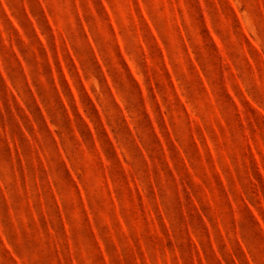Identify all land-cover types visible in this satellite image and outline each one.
Here are the masks:
<instances>
[{
  "label": "rangeland",
  "instance_id": "rangeland-1",
  "mask_svg": "<svg viewBox=\"0 0 264 264\" xmlns=\"http://www.w3.org/2000/svg\"><path fill=\"white\" fill-rule=\"evenodd\" d=\"M0 264H264V0H0Z\"/></svg>",
  "mask_w": 264,
  "mask_h": 264
}]
</instances>
